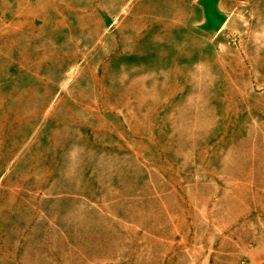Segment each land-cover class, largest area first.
<instances>
[{
	"label": "rangeland",
	"instance_id": "1",
	"mask_svg": "<svg viewBox=\"0 0 264 264\" xmlns=\"http://www.w3.org/2000/svg\"><path fill=\"white\" fill-rule=\"evenodd\" d=\"M217 3L0 0V237L264 264V0Z\"/></svg>",
	"mask_w": 264,
	"mask_h": 264
},
{
	"label": "crops",
	"instance_id": "2",
	"mask_svg": "<svg viewBox=\"0 0 264 264\" xmlns=\"http://www.w3.org/2000/svg\"><path fill=\"white\" fill-rule=\"evenodd\" d=\"M200 8L205 10L206 0H200ZM214 10L222 26L228 15L220 0ZM19 227L18 234L9 240L0 237V264H132V259L134 264H148L146 246L140 248L138 257L132 258L130 239L104 243L92 237L90 252L76 247L68 254V244L82 243L83 238L75 237L74 240L68 236L66 222L34 219L25 225L18 224ZM162 246L158 238V257L150 264H164L173 256L171 250L166 249L164 253Z\"/></svg>",
	"mask_w": 264,
	"mask_h": 264
}]
</instances>
